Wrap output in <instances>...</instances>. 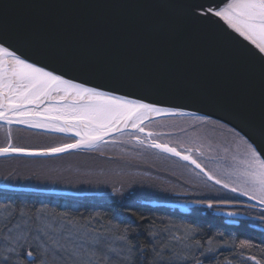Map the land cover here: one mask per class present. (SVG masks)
<instances>
[{
	"label": "snow or ice",
	"instance_id": "snow-or-ice-1",
	"mask_svg": "<svg viewBox=\"0 0 264 264\" xmlns=\"http://www.w3.org/2000/svg\"><path fill=\"white\" fill-rule=\"evenodd\" d=\"M153 6L205 33L222 62L241 69L246 87L236 79L207 84L162 67L115 65L19 25L12 13L20 5L0 0V157L104 156L109 144L129 145L120 147L124 168L143 167L133 160L145 156L176 158L166 186L139 181L141 187L183 198L185 213L203 210L223 225L244 217L264 230V0ZM13 125L63 140L24 143ZM143 175L151 180V165ZM0 179L9 190L0 193V264H264V239L187 217L177 223L146 215L133 206L132 183L114 184L120 209L105 210L18 195L28 190L23 181L49 180L39 171L13 169Z\"/></svg>",
	"mask_w": 264,
	"mask_h": 264
},
{
	"label": "water",
	"instance_id": "water-1",
	"mask_svg": "<svg viewBox=\"0 0 264 264\" xmlns=\"http://www.w3.org/2000/svg\"><path fill=\"white\" fill-rule=\"evenodd\" d=\"M16 22L113 64L164 68L173 75L212 84L236 79L246 87L241 69L222 62L203 32H192L163 0H16ZM22 127V126H21ZM63 135V134H62ZM5 184L0 188L5 189ZM28 192L77 195L67 190L26 187ZM151 207L180 209L179 202L145 200ZM171 205H176L172 207Z\"/></svg>",
	"mask_w": 264,
	"mask_h": 264
},
{
	"label": "rangeland",
	"instance_id": "rangeland-1",
	"mask_svg": "<svg viewBox=\"0 0 264 264\" xmlns=\"http://www.w3.org/2000/svg\"><path fill=\"white\" fill-rule=\"evenodd\" d=\"M13 130L17 134H21L20 141L24 143L37 144L40 138H51V136L33 135L31 132ZM0 144L4 143V130H0ZM20 136V135H19ZM25 137V138H24ZM40 144V143H39ZM104 156L100 155H81L79 153L66 154L62 158H4L0 157V174H6L8 171L18 169L23 175H29L33 172H41L49 177V180H28L23 181L22 185L43 190H67L77 193L84 198L92 199V201H108L118 199L112 195V186L120 187V182L125 186L132 183L130 199L146 200L151 199L154 195V200L169 202L167 194L148 187H141L139 181L154 182L156 184L166 186L165 181L169 177V171L175 168L174 164H166L165 161L157 159L133 160V163H143L141 168H124L121 163H118V158L127 154L116 151V158H106V153H109L110 148L102 149ZM133 152V151H132ZM135 152H133L134 154ZM43 162L45 167H41ZM148 165L152 168V178L145 177L144 171ZM7 183L0 179V185ZM9 191V190H7ZM128 192L125 196L128 198ZM88 200V199H87ZM53 203L64 204L59 199L52 200ZM163 207V206H162ZM168 208V207H166Z\"/></svg>",
	"mask_w": 264,
	"mask_h": 264
},
{
	"label": "trees",
	"instance_id": "trees-1",
	"mask_svg": "<svg viewBox=\"0 0 264 264\" xmlns=\"http://www.w3.org/2000/svg\"><path fill=\"white\" fill-rule=\"evenodd\" d=\"M14 128V127H13ZM17 131L21 132L23 130H18V127H15ZM22 128V127H21ZM6 130V129H5ZM4 130V131H5ZM1 132V131H0ZM14 133H16L14 131ZM17 134V133H16ZM16 134H14L16 136ZM46 136V135H44ZM17 137V136H16ZM18 138H22L21 135H18ZM25 138V137H24ZM63 135L62 134H53L51 135V138L45 139V137L40 138L39 143H49L52 141H62ZM7 190L0 189V193L5 192ZM18 195L25 196L29 199H47V200H55L56 198L63 201L65 203L69 202H79L80 204L92 207H100L105 210L112 209V210H118L120 209V202L118 199H112L108 201H92V199L84 198L81 196H64V195H54V194H45L41 192H21ZM168 197H171V193L167 194ZM127 198V197H126ZM151 199L154 198V195L150 197ZM134 208H138L139 211L144 212L146 215H156V216H162L165 219L171 217L172 219L176 220L177 223L181 221V218L187 217L188 219L192 220H199L201 223H211L213 226H220L224 228H231L235 230L240 238H250L256 242H259L261 239H264V233L260 232L256 229H253L251 227H248L246 222H241V224L237 227L227 226L223 225L220 218L212 217V216H206L202 214L203 210L194 211L191 215L185 216L182 213L179 212L178 209H172V208H166V207H151L145 204H142L139 199H131ZM125 215H129L128 213H125ZM229 231V230H226ZM231 232V230H230Z\"/></svg>",
	"mask_w": 264,
	"mask_h": 264
},
{
	"label": "bare ground",
	"instance_id": "bare-ground-1",
	"mask_svg": "<svg viewBox=\"0 0 264 264\" xmlns=\"http://www.w3.org/2000/svg\"><path fill=\"white\" fill-rule=\"evenodd\" d=\"M13 126H15V125H13ZM6 131V130H5ZM156 131H167V129H161V128H156ZM14 134H16V133H14ZM18 135H21L20 133L19 134H16V136L18 137ZM127 137H123V138H121V139H126ZM110 139V138H109ZM120 147H126V148H130V146L129 145H119V146H117V145H112V144H109L108 146H106V147H104V148H110V151H109V153H106V158H116L117 157V155H116V151H119V153H121L120 152ZM131 151H133V152H136L137 151V149H131ZM76 153H79V154H81V155H86V156H89V155H99V153L98 152H95V151H93V152H76ZM124 154H126V153H124ZM64 155H66V154H64ZM145 158L146 159H149V160H151V159H154L155 157H147V156H145ZM172 160H175L176 158H171ZM169 162H171V160L170 161H165V163L166 164H169ZM181 163H183V162H181ZM171 165H172V162L170 163ZM26 192H28V191H26ZM34 192V191H33ZM23 193V192H22ZM45 194H49V193H46L45 192ZM58 196L60 195V194H57ZM64 196H67V195H64ZM128 196V195H127ZM119 198V197H118ZM155 199V198H154ZM141 201V203L143 204V200H140ZM169 202H171V201H169ZM178 202H180V201H178ZM179 210V212L180 213H182L183 215H185V216H188L189 215V213H183V212H181L180 211V209H178ZM191 214V213H190ZM256 230H258V231H260V232H262V231H264V230H262L261 228H258V229H256ZM264 233V232H263Z\"/></svg>",
	"mask_w": 264,
	"mask_h": 264
},
{
	"label": "flooded vegetation",
	"instance_id": "flooded-vegetation-1",
	"mask_svg": "<svg viewBox=\"0 0 264 264\" xmlns=\"http://www.w3.org/2000/svg\"><path fill=\"white\" fill-rule=\"evenodd\" d=\"M158 129V128H157ZM154 130H156V128L154 129ZM127 139V138H126ZM125 139V140H126ZM171 161H172V159H171ZM171 162H169V164H170ZM168 164V165H169ZM154 199V198H153ZM181 199H183V198H180V197H167V199L166 200H169V201H175V202H178V201H180ZM140 200V199H139ZM143 200V199H142ZM146 200H148V199H146ZM192 214V213H191ZM190 213H189V215H191ZM188 215V216H189ZM241 222H246V224H247V226L248 227H251V228H253V229H258V228H261V227H259V226H256V224L253 222V221H251V220H246L244 217H241ZM241 222L238 224V225H227V226H232V227H237V226H239L240 224H241ZM222 229L223 230H231V232L232 233H234V234H238L235 230H233V229H231V228H224V227H222ZM262 229V228H261ZM262 232H264V231H262Z\"/></svg>",
	"mask_w": 264,
	"mask_h": 264
}]
</instances>
